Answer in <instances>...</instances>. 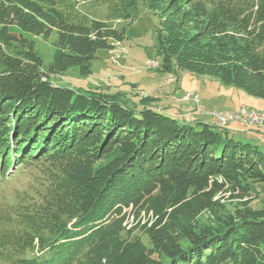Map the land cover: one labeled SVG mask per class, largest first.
I'll return each instance as SVG.
<instances>
[{
    "label": "trees",
    "instance_id": "obj_1",
    "mask_svg": "<svg viewBox=\"0 0 264 264\" xmlns=\"http://www.w3.org/2000/svg\"><path fill=\"white\" fill-rule=\"evenodd\" d=\"M63 2L0 0V182L35 174L0 208V264H264V201L249 206L264 153L150 97L53 84L70 69L89 75L96 52L124 39ZM143 3L158 19L163 72L264 100V0ZM52 33L42 70L32 38ZM225 200L238 206L227 212ZM203 213L221 217L202 225Z\"/></svg>",
    "mask_w": 264,
    "mask_h": 264
},
{
    "label": "rangeland",
    "instance_id": "obj_2",
    "mask_svg": "<svg viewBox=\"0 0 264 264\" xmlns=\"http://www.w3.org/2000/svg\"><path fill=\"white\" fill-rule=\"evenodd\" d=\"M63 3L67 5L70 3L72 11L79 17L86 16L87 19L106 22L117 30H124V39L121 43H114L111 50L96 52L89 75L81 76L75 69H70L61 76L52 77L53 84L77 90L102 87L110 93L120 92L133 102H137L140 97H150L152 106L167 110L166 112L180 110L181 117L191 123L204 121L210 125H217L216 120L208 115L209 113L264 108L262 106L264 100L249 97L242 90L224 86L215 78L178 70L172 73L163 72L161 66H158L159 63L161 65L155 33L158 19L147 10L143 0H107L104 3L102 0H68V3ZM54 38L55 33L46 40L41 37L32 38L34 50L42 60V70H45L51 62L53 55L51 44ZM190 94L198 97L197 103L186 99L191 96ZM250 101H254L253 105ZM201 111L204 114H200ZM186 112H191V114L187 113L188 119L183 115ZM257 114L264 115V110H257ZM240 124L243 126L228 125L224 128L235 132V138L243 144L257 145L260 144L257 140H264V132L261 128L244 127L240 122H236L235 125ZM238 132L249 133L254 138H244L243 134L238 136ZM262 146L260 150L264 153ZM34 176V170L31 168L10 170L5 181L0 182V208L12 205L15 196L30 187ZM250 197L252 200L249 206L259 209L264 201V184H252ZM223 203L227 212L233 211L234 207L238 206L237 202L225 200ZM218 217L203 213L198 222L211 226L217 222ZM124 224L126 226L127 221Z\"/></svg>",
    "mask_w": 264,
    "mask_h": 264
},
{
    "label": "built area",
    "instance_id": "obj_3",
    "mask_svg": "<svg viewBox=\"0 0 264 264\" xmlns=\"http://www.w3.org/2000/svg\"><path fill=\"white\" fill-rule=\"evenodd\" d=\"M186 99L188 101L193 100L194 102H196L197 97L191 95L186 97ZM197 111L199 112V110ZM210 116H212L217 121L218 125L222 127H226L236 122H240L243 123L244 126L246 127L249 126L259 127L264 132V115L257 114V110H245V111L236 110L234 112H229V113L212 112Z\"/></svg>",
    "mask_w": 264,
    "mask_h": 264
},
{
    "label": "crops",
    "instance_id": "obj_4",
    "mask_svg": "<svg viewBox=\"0 0 264 264\" xmlns=\"http://www.w3.org/2000/svg\"><path fill=\"white\" fill-rule=\"evenodd\" d=\"M251 103L250 104H252L253 105V102L252 101H250ZM256 103V102H255ZM182 104H184V103H182ZM263 107H264V105H262ZM246 107V106H245ZM236 109H238V107H236ZM255 109H260V110H264V108H255ZM164 111H167V110H164ZM232 111V110H231ZM235 111V110H234ZM178 113H180V114H182V112L180 111V110H178L177 111ZM167 113H176V111H172V112H167ZM187 113H190L191 114V112H186L185 114H183L185 117H186V119H188V116H189V114H187ZM224 113H227V112H224ZM200 114H204V113H200ZM201 116V115H200ZM202 118H204V119H206V117L205 116H202ZM202 122H204V121H202ZM206 123V122H205ZM236 123H234V124H232L231 125V127H235V126H243V125H235ZM244 127H246V126H244ZM231 131V130H230ZM250 132V131H249ZM231 133L232 134H234L235 132H233V131H231ZM238 134V136H240V135H242L243 134V136H244V138L245 137H248V139H253L254 137L253 136H251L249 133H246V132H244V133H240V132H238L237 133ZM234 136H236V134H234ZM260 144H258L257 143V145L256 146H258V148L260 149V147H261V145H263L262 147H264V140H257Z\"/></svg>",
    "mask_w": 264,
    "mask_h": 264
},
{
    "label": "bare ground",
    "instance_id": "obj_5",
    "mask_svg": "<svg viewBox=\"0 0 264 264\" xmlns=\"http://www.w3.org/2000/svg\"><path fill=\"white\" fill-rule=\"evenodd\" d=\"M192 95V94H191ZM192 96H194V95H192ZM197 101H198V97H197V100H196V103H197ZM210 115H211V113H210ZM263 115V114H262Z\"/></svg>",
    "mask_w": 264,
    "mask_h": 264
}]
</instances>
